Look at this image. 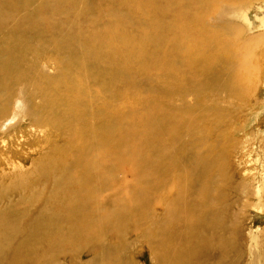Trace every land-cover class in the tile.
<instances>
[{
    "label": "bare ground",
    "instance_id": "6f19581e",
    "mask_svg": "<svg viewBox=\"0 0 264 264\" xmlns=\"http://www.w3.org/2000/svg\"><path fill=\"white\" fill-rule=\"evenodd\" d=\"M106 2L91 14L79 9L78 0H0V35L8 29L13 37L3 40L11 49L0 50V129L16 119L7 118L11 102L15 108L23 102L17 87L31 82L26 70L34 64L26 56L32 48L24 41L55 37L56 48L71 57L65 70L73 76L68 83L41 87L46 107L63 109L49 125L69 133L71 148H61L62 140L32 160L23 176H6L5 182L0 177V264H61L67 253L80 260L93 242L100 252L84 262L124 264L119 252L128 243L109 244L107 235L123 234L141 220L145 211L140 209L154 192L166 204L164 214L147 229L150 233L138 237L149 236L152 264H264V228L245 236L240 221L248 201L231 199L245 184L226 180L217 188L206 179L215 159L201 156L185 163L177 155L179 130L194 122L184 114L201 113L204 104H169L203 94L250 102L262 68L264 30L240 47L234 42L245 31L264 27V0ZM103 12L109 14L108 27L88 33L84 25L103 18ZM223 17L229 20L209 25V19ZM140 77L146 100L138 96ZM214 117L223 125L217 113ZM214 148V158L228 155ZM252 180L245 179L246 186ZM170 181L174 191L163 194ZM11 199L21 205L12 206L7 217L3 208ZM258 199L264 207V194Z\"/></svg>",
    "mask_w": 264,
    "mask_h": 264
},
{
    "label": "rangeland",
    "instance_id": "374dc122",
    "mask_svg": "<svg viewBox=\"0 0 264 264\" xmlns=\"http://www.w3.org/2000/svg\"><path fill=\"white\" fill-rule=\"evenodd\" d=\"M78 2L79 9L84 8L87 13L91 14H95L97 10L105 7L107 3L106 0H78ZM260 6H264L263 3ZM74 11L76 13L80 12L78 9H74ZM103 14V18L96 22L89 21L84 25L88 33H100L108 27L110 24L109 14L107 12H103ZM228 20L229 18L225 17L222 19L217 18L216 20L211 18V20L209 19V25L219 26ZM237 22L239 23V21ZM213 30H215V34H224L218 28ZM263 30L264 27L245 31L238 37L237 42H234V47H240L242 40L258 36L263 33ZM221 37L223 38L225 35ZM6 38H13L8 29L0 35V50L8 52L7 48L11 49V46L3 43ZM54 41L55 37L50 35H44L40 39H31L28 42L24 41L32 48L31 54L26 56V61L34 64V68H27L26 70L31 79L30 84L24 89L19 85L20 90L18 87L16 89L17 97L22 98L23 101L20 107L15 108L16 104L14 102L9 105L10 109L7 118L14 116L16 119L10 121L11 123L9 124L7 122V127L5 125V128L0 129V177H4L1 178L3 182L8 179L6 176L11 177L19 172V176H21V172L29 171L32 168V160L43 153H49L55 144H60L62 140L66 139V144L62 143L61 148L66 150L71 148L69 143H67L69 133L62 134L49 125V120L52 117H60V112L63 110L62 107L50 108L48 106L47 108L45 97L41 90V87H45L48 84L61 85L62 83H68L67 81L73 78L65 70L66 64L71 62L70 55L63 51L64 49H57ZM260 50L261 47L258 48V51ZM254 52L256 53V49ZM230 61L236 62L235 59ZM259 63L262 68L259 69L258 73L257 89L252 90L249 95L250 102L246 103V105L241 104V101L236 98L215 96L211 99L209 98L211 95L209 96L208 94H203L206 96L205 98L194 96V100L187 98L183 101H174L173 103L169 101L170 106L177 108H185L187 104H196L197 106L204 104L203 112L184 114L187 118H193L194 122L179 130L180 137L176 146L177 155L185 163L191 158V160H197L201 156H209L213 160L215 159V169L206 179L211 181L217 188H223L226 180L230 181L231 185L234 186L239 184V181H241L240 184H245L244 188H241L242 186L238 188L237 194L233 191L232 193L235 197H231L232 200L236 198V204H240L239 198L242 203L248 201V206L245 208V216L242 218L241 214H238L241 217L240 224H242L245 236L249 234V231H252V234H259L264 228V207L258 204V197L264 194V57L261 58ZM221 64V62L219 64L212 63V66L219 67ZM138 80H142V83L137 85V90L141 92L144 90V86H142L144 83L142 77L138 78ZM84 82L89 86L87 79H84ZM97 91L98 89L94 92ZM138 96L146 100L145 91ZM155 96L159 99L157 94ZM49 97L50 95L47 100ZM51 99L47 101L48 105H51ZM165 104L168 105L167 102ZM216 113L223 119V125L217 117H214ZM211 144H213L212 147ZM213 148L215 152L219 149L227 151L228 155L221 156V153H218L217 157L214 158L212 156L215 154L212 152L214 151ZM222 164L223 171H220L219 167ZM258 176L261 177L259 186L256 183ZM249 177L253 178V180L248 182L250 186H246L247 182L245 179H249ZM247 187H249V190ZM240 188L242 189L241 192L239 191ZM121 189L124 192H128L127 186H121ZM173 191L174 182L170 181L164 186L162 193L171 195ZM227 192L224 191V193ZM157 193L154 192L152 196L148 197L149 205L147 207L143 203L140 210L143 211L144 209V215H142L141 220L138 219L132 222L127 232L123 234L111 232L112 234L109 233L107 235L109 236V241L106 242L109 244L127 246L128 243V248L131 245L130 249L127 248L128 250L119 252L121 259L125 258L127 261L122 260L124 264H152L149 258L148 242L146 241L149 236L145 238L138 237L143 236L145 233H150L147 229L158 224L160 217L164 214L166 204ZM110 195L111 193L105 196ZM18 199L21 200L20 198ZM19 200L11 199L9 204L3 208V212L7 217L11 214L12 206L21 205ZM3 203L1 202L0 204ZM241 209L242 205L239 207L240 213ZM99 249L100 245L93 242L81 252L79 255L80 260L75 254L67 253L61 255L59 262L61 264H87L84 261L88 258L97 257V253L99 254L100 252ZM96 263L104 264L102 261L97 260ZM115 264H118V262H115Z\"/></svg>",
    "mask_w": 264,
    "mask_h": 264
}]
</instances>
